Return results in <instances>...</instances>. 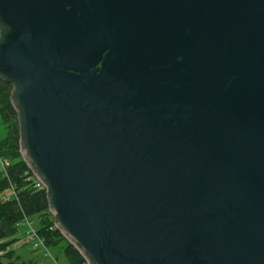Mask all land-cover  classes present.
I'll list each match as a JSON object with an SVG mask.
<instances>
[{"label":"water","instance_id":"1","mask_svg":"<svg viewBox=\"0 0 264 264\" xmlns=\"http://www.w3.org/2000/svg\"><path fill=\"white\" fill-rule=\"evenodd\" d=\"M0 79L86 264H264V0H0Z\"/></svg>","mask_w":264,"mask_h":264},{"label":"trees","instance_id":"2","mask_svg":"<svg viewBox=\"0 0 264 264\" xmlns=\"http://www.w3.org/2000/svg\"><path fill=\"white\" fill-rule=\"evenodd\" d=\"M12 85L0 79V118L6 135L0 140V264H17L11 243L16 239L17 225L25 218L36 219L35 228L47 247L57 248L65 264H86L81 255L54 228L44 189H38L19 153V126L11 104Z\"/></svg>","mask_w":264,"mask_h":264},{"label":"rangeland","instance_id":"3","mask_svg":"<svg viewBox=\"0 0 264 264\" xmlns=\"http://www.w3.org/2000/svg\"><path fill=\"white\" fill-rule=\"evenodd\" d=\"M5 135L6 129L0 118V140L3 139ZM1 162H3V160L0 161V169L2 167ZM28 220L31 222L32 228L38 226L36 219ZM28 228L29 227L26 223H19L14 237L16 240L13 241L9 247L14 251L12 254L15 256L17 264H65L61 255L56 259L57 248L51 249L50 247H47L50 252V257H47L44 256L41 248L36 249L33 247L26 237V231Z\"/></svg>","mask_w":264,"mask_h":264},{"label":"built area","instance_id":"4","mask_svg":"<svg viewBox=\"0 0 264 264\" xmlns=\"http://www.w3.org/2000/svg\"><path fill=\"white\" fill-rule=\"evenodd\" d=\"M7 164L8 163L6 160H3V162H1L2 166H5ZM32 178L35 182V186L38 189H43L42 184L33 175H32ZM22 222L26 223L27 226L29 227L28 230L26 231V237L28 241H30V244L36 249L41 248L43 250L44 256L50 257V252L48 251L43 238L37 234L35 228H32L31 222L27 218H25Z\"/></svg>","mask_w":264,"mask_h":264}]
</instances>
